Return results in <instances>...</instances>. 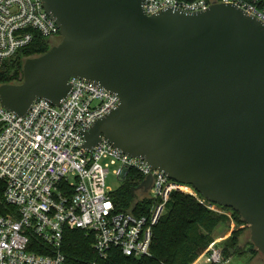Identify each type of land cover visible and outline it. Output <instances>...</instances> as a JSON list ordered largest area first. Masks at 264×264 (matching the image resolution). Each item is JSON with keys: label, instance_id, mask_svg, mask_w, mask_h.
<instances>
[{"label": "water", "instance_id": "95a60500", "mask_svg": "<svg viewBox=\"0 0 264 264\" xmlns=\"http://www.w3.org/2000/svg\"><path fill=\"white\" fill-rule=\"evenodd\" d=\"M43 5L62 39L25 61L21 83L0 86L3 106L23 116L36 98L59 105L71 78L116 93L118 106L84 132V148L104 136L234 209L264 256V22L232 3L153 15L143 0Z\"/></svg>", "mask_w": 264, "mask_h": 264}, {"label": "built area", "instance_id": "2783aa9c", "mask_svg": "<svg viewBox=\"0 0 264 264\" xmlns=\"http://www.w3.org/2000/svg\"><path fill=\"white\" fill-rule=\"evenodd\" d=\"M213 3L236 4L264 22V10L245 0H143V7L153 15L169 7L206 10ZM35 33L62 37L43 0H0V66L28 46ZM70 83L71 91L59 105L36 98L23 116L0 100V179L6 182L5 199L15 208L0 214V264H66V228L92 235L94 250L104 259L113 249L125 256H151L154 227L173 192L189 194L230 216L192 185L152 168L144 158L124 154L104 136L87 151L84 132L115 109L120 98L87 79L71 78ZM112 166L123 180L130 170L137 171L143 178L139 184L151 175L149 189L140 193L150 201L146 214L118 210L115 191L106 184ZM34 239L45 253L30 249ZM221 240L211 242L193 264H227L230 260L221 258Z\"/></svg>", "mask_w": 264, "mask_h": 264}, {"label": "trees", "instance_id": "16d2710c", "mask_svg": "<svg viewBox=\"0 0 264 264\" xmlns=\"http://www.w3.org/2000/svg\"><path fill=\"white\" fill-rule=\"evenodd\" d=\"M207 1L212 3L219 0ZM245 1L255 3L259 9L264 10V0ZM58 39L61 41L62 37ZM58 43L60 42L35 33L33 41L28 46L20 48L0 66V86L21 83L24 78L25 61L46 53ZM142 179L137 171L128 172L123 185L114 193L119 211L135 215L147 213L150 201L142 200L139 192L133 195L132 191V188L138 186ZM5 189L6 182L0 179V214L2 215L15 211V208L5 199ZM217 206L225 211H231L232 217L209 209L189 194L173 192L165 212L154 227L152 254L140 258L125 256L119 250L113 249L108 258L104 259L94 250L92 235L78 229L66 228L62 247V252L66 256V264H193L206 251L211 242L225 235L227 227L224 224L230 222L235 224L234 229L229 236L218 243L222 260L227 261L235 256L252 254L260 258L255 264H264L262 253L255 247L251 238H245V233L250 231L249 224L234 209ZM215 234L223 235L216 236ZM38 243L40 241L34 239L30 249L45 253Z\"/></svg>", "mask_w": 264, "mask_h": 264}, {"label": "rangeland", "instance_id": "374dc122", "mask_svg": "<svg viewBox=\"0 0 264 264\" xmlns=\"http://www.w3.org/2000/svg\"><path fill=\"white\" fill-rule=\"evenodd\" d=\"M49 38L60 42V40L58 39L59 37L50 36ZM113 168L114 167L112 166L110 172L108 173V175L106 177V184H107V186L111 187L113 189V191H117L123 185L124 180L118 178L114 174ZM71 181H73V178H72ZM225 212L230 214V216L228 215L229 217H232V212L231 211H225ZM224 225L227 227L225 235H223V234L216 235L215 234L216 236H222L223 235L222 237H220V239H224L225 237L229 236L231 234L232 230L235 227V224H232L231 222L227 223V224H224ZM219 232H221V231H219ZM246 237L247 238L251 237L250 231L245 233V238ZM245 238H243V240ZM217 239H219V238H217ZM259 260H260L259 256L258 257H254L252 254H247V255H243V256H235V257L231 258V260L227 264H255V263H258Z\"/></svg>", "mask_w": 264, "mask_h": 264}, {"label": "flooded vegetation", "instance_id": "af4514ba", "mask_svg": "<svg viewBox=\"0 0 264 264\" xmlns=\"http://www.w3.org/2000/svg\"><path fill=\"white\" fill-rule=\"evenodd\" d=\"M137 192H139V193H143V192H145L143 189H139V190H137Z\"/></svg>", "mask_w": 264, "mask_h": 264}, {"label": "crops", "instance_id": "0c3cea01", "mask_svg": "<svg viewBox=\"0 0 264 264\" xmlns=\"http://www.w3.org/2000/svg\"><path fill=\"white\" fill-rule=\"evenodd\" d=\"M219 239H220V237H219Z\"/></svg>", "mask_w": 264, "mask_h": 264}]
</instances>
